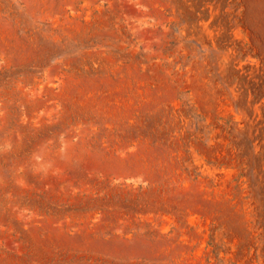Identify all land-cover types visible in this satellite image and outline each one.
Masks as SVG:
<instances>
[{
  "label": "rangeland",
  "instance_id": "1",
  "mask_svg": "<svg viewBox=\"0 0 264 264\" xmlns=\"http://www.w3.org/2000/svg\"><path fill=\"white\" fill-rule=\"evenodd\" d=\"M0 264H264V0H0Z\"/></svg>",
  "mask_w": 264,
  "mask_h": 264
}]
</instances>
